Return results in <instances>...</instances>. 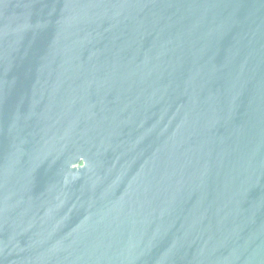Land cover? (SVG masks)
Instances as JSON below:
<instances>
[{"label":"water","instance_id":"1","mask_svg":"<svg viewBox=\"0 0 264 264\" xmlns=\"http://www.w3.org/2000/svg\"><path fill=\"white\" fill-rule=\"evenodd\" d=\"M0 264H264V0H0Z\"/></svg>","mask_w":264,"mask_h":264}]
</instances>
